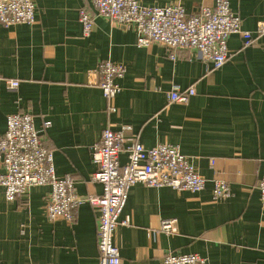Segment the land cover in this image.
I'll list each match as a JSON object with an SVG mask.
<instances>
[{"label":"crops","instance_id":"1","mask_svg":"<svg viewBox=\"0 0 264 264\" xmlns=\"http://www.w3.org/2000/svg\"><path fill=\"white\" fill-rule=\"evenodd\" d=\"M34 1V25H0V80L19 84L16 92L0 85V138L9 116L31 115L43 147L53 152L56 175L72 177L82 199L102 194L92 181L98 171L92 149L106 128L128 127L125 148L178 146L206 187L191 193L133 186L120 216L130 224L120 225L114 239L122 264H160L170 254H197L208 264H264V207L256 189L264 174V33L257 32L264 24V0H228L253 44L246 47L240 35L231 36L220 69L195 51L172 60L162 45L138 48L134 26L99 17L88 0ZM174 2L139 0L144 7ZM214 3L182 0L189 15ZM81 11L94 19L88 36ZM106 60L126 71L122 92L110 101L95 74ZM173 87L196 93L187 104H169ZM127 163L125 150L119 164ZM216 180L229 184L230 198H213ZM49 192L32 188L8 202L0 185V264H99L98 212L83 202L73 223L50 222ZM169 219L177 221L176 234L160 228Z\"/></svg>","mask_w":264,"mask_h":264},{"label":"built area","instance_id":"2","mask_svg":"<svg viewBox=\"0 0 264 264\" xmlns=\"http://www.w3.org/2000/svg\"><path fill=\"white\" fill-rule=\"evenodd\" d=\"M99 17L123 27L134 26L138 35L137 46L148 49L153 44L162 45L169 51V57L176 60L178 53L195 51L200 60L214 69L224 66L230 55L228 41L233 35H240L246 47L253 44V35L243 31L241 19L233 13L228 0H215L213 6H203L198 13L187 14L182 0L165 7H144L139 0H88ZM80 22L85 36L91 34L94 19L86 12H80ZM36 23L34 0H0V25L9 28ZM264 33V24L258 28ZM125 68L110 60L101 62L95 74L103 97L114 100L122 92L119 81L125 76ZM10 92L18 91L14 80L1 81ZM195 89L182 91L173 87L167 95L168 103L187 104L195 95ZM110 113L117 109L111 107ZM50 125V123H46ZM128 127L120 131L106 128L100 145L92 149V158L98 171L92 181L102 186L98 197L82 199L77 194L76 183L70 176L59 178L54 167L53 152L45 149L41 133L36 129L34 119L29 114H14L7 119V129L0 138V166L4 173L0 185L5 191V199L15 202L27 196L32 188L49 187L46 215L50 222L59 220L73 223L76 211L83 203H89L98 212L99 264H122L120 250L114 239L120 225L128 226L126 218L120 216L126 206L130 189L143 184L151 188L170 187L177 191L200 193L207 180L200 176L191 160L178 146L159 145L146 149L139 143L125 148ZM128 153V163L121 168L120 154ZM264 207V174L256 185ZM231 189L227 182L216 180L213 198H230ZM176 219L164 220L160 228L167 234H176ZM160 264H208L197 254L163 257Z\"/></svg>","mask_w":264,"mask_h":264}]
</instances>
